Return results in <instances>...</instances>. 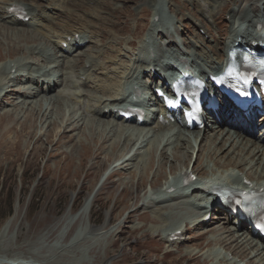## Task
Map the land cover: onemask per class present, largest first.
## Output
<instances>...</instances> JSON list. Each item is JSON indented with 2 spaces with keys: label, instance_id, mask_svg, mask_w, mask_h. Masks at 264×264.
<instances>
[{
  "label": "rangeland",
  "instance_id": "374dc122",
  "mask_svg": "<svg viewBox=\"0 0 264 264\" xmlns=\"http://www.w3.org/2000/svg\"><path fill=\"white\" fill-rule=\"evenodd\" d=\"M108 1L103 5L106 9L100 7L103 14L100 12L94 23L102 35L98 36L96 44L106 48L99 58L95 55L99 69L79 87L72 85L76 73L60 78V86L51 90L49 96L47 92L32 90L33 84L20 82L22 71L36 60L25 50L26 44H32L33 52L38 46L35 39L39 37L31 32L34 26L18 22L0 28V264L4 260L8 264H225L224 261L264 264V249L256 240L246 237V226L241 225L236 230L237 226L231 225L232 220H225L219 209L210 210L208 218L196 230L192 229L195 224L192 225L190 219L205 212L196 209L195 195L174 196L161 205L146 204L150 202L147 200L150 186L158 190L166 182L175 181L177 173L173 175L172 167L192 168L195 184L208 175L217 182L236 187L237 170L232 167L237 165L235 168H241L251 179L257 180L264 177L263 161L248 159L234 146L230 156L224 154L227 150L220 155L218 147L223 140L210 126L203 130L210 131L212 141L205 140L204 151H199L195 133L176 135L167 129L155 134L150 118L145 119L146 125L135 127L109 117L98 120L93 109L84 111L88 103L94 105L98 99L106 100L99 88L110 87L119 78L133 75L131 82L148 85L144 82L148 80L145 75L133 71L148 63L147 43L152 45L156 56L164 52L170 54L174 48L166 46L168 41L179 46L181 40L193 42L197 34L202 37L209 34L214 43L219 44L228 32L229 15L226 14L236 9L237 19L254 16L261 12L259 0H214L223 6L216 18L217 26L206 22L210 13L207 7L200 14L197 5L192 6L189 0H153L152 7L151 0ZM46 2L39 0L36 4L44 7ZM157 3L164 22L174 24L173 28L169 27L173 35L167 40L161 38V34L157 36L155 31L148 33L153 25L151 9ZM198 20L206 23L199 33L193 28ZM44 29L41 27V36L45 34ZM182 30L184 36L179 37ZM54 42L60 40L54 38ZM48 43L57 50L51 41ZM186 46L181 48L191 50ZM38 47L39 56L44 52L41 45ZM49 50L44 49L50 54ZM87 51L88 46L73 52V61L66 64L74 67L71 63L79 55V69ZM195 56L196 63L203 64L199 54ZM164 61L160 59L163 64ZM12 65H18L13 76L15 79L20 73L17 81L9 78ZM39 66L41 68L33 69L36 74L46 69V64L39 62ZM157 77L153 84L157 83ZM81 80L83 82L84 78ZM123 82L120 96L126 99L124 92L129 84ZM39 88L45 89L44 86ZM11 89L15 94H9ZM141 90L144 102L149 101L150 91ZM58 94H62L58 109L46 110V102ZM72 95L85 96L80 99L82 104L77 105ZM64 130L67 132L63 133ZM106 132L115 134L108 136ZM200 139L202 142L204 136ZM219 140L222 143L216 145ZM209 153L211 160L207 157ZM215 159L219 166L213 164ZM90 197L93 200L88 217L80 216L83 201ZM203 202L198 204L204 207ZM171 228H180L182 234L178 240L165 245L162 232ZM229 233L234 240L228 238ZM184 238L188 241L178 250L175 243L184 242Z\"/></svg>",
  "mask_w": 264,
  "mask_h": 264
},
{
  "label": "bare ground",
  "instance_id": "6f19581e",
  "mask_svg": "<svg viewBox=\"0 0 264 264\" xmlns=\"http://www.w3.org/2000/svg\"><path fill=\"white\" fill-rule=\"evenodd\" d=\"M39 2V0H0V28L5 29L3 25L7 26H13L11 24L14 23H22L26 24L17 17H15L11 12L10 8L13 6H20L23 9V12L25 13L26 16L29 17L28 20V26L31 27L33 25L34 27L32 28V33H34L39 39H35L37 43L35 45L40 46L41 49H43L44 53H41L38 56L37 49L40 50V47L35 46L34 52L32 50V44H26V52L31 56L32 58L36 59L33 62H31L32 66H27V69H24L22 71V75H20V82L21 83H30L33 84L34 87L32 90H35L36 92H51V90L54 91L55 88L59 87V79L60 78H66L67 76H76L75 81L72 83L74 87H79L82 85H85V82L90 80L88 78L90 74L94 72L95 69H99V65L95 63L96 57H100L102 49L104 48L103 45L96 44L98 36H102L101 34L98 33V25L94 24L97 23L96 19H99L97 15L101 12L100 7L102 6L103 9H106L105 5L106 1L108 0H47L46 6H38L36 2ZM114 1V0H111ZM109 2V1H108ZM175 2V1H174ZM171 2V3H174ZM153 0L149 3L152 7ZM189 3L194 6L195 4L197 5L196 7L198 8V13L202 14V11L204 10L205 7L210 10V13L208 15V19L206 20L207 23L211 22L215 26H217L216 18L223 9V6L219 3H216L214 0H204L202 3L198 0H189ZM258 3L260 4L261 12H256L254 16H243L241 19H237V14H236V9H231L232 11H229L226 15H229V20L227 24V36L226 39L217 44L214 43L212 40V37L209 36V34H205V36H200L196 35L194 38L193 42L187 43L184 40H181V44L179 46L174 45L173 42L168 41V44L166 46L172 47L174 49L171 50L170 54L169 52H164L162 56H156L154 48L150 43H147L145 45V51L146 54L149 57V61L146 64L144 68L137 67L133 71L145 75L148 80H145L144 82H148V85L145 87H141V84H135V82H131L129 79L132 78L133 75L126 76L125 78H119V81H114L110 87H106L105 89L103 87H100L99 93L106 97L107 99H98L94 105H88L84 108V111L91 110L93 109V115L96 116L95 118L98 120H101L102 118H112L113 120L120 122V123H130L131 125L135 126V119L131 118L130 121L123 122L121 119V114L124 110V105L123 103H127L126 99L121 98L120 95L123 94L122 90V83L121 81L124 80L123 84H129L126 86V89L130 88V97L132 99L133 94H135L137 91H140L142 88L146 90H150L152 84H153V78L156 77L157 75H160L161 73L165 72V64L160 62V59H169L172 61L171 64H176L174 61H180V60H185L187 64H191L190 66H195L199 68V77L200 80L205 81L209 80V76H215L217 72L221 71L227 62V55L228 51L230 49L235 48V46L238 47H251L256 49L258 46H264V35L259 36L261 31L264 32V0H259ZM36 4V5H34ZM176 5V2L174 3ZM149 5V6H150ZM154 6V5H153ZM169 6V5H168ZM110 7V5H109ZM171 7V4H170ZM150 8V7H149ZM151 9V8H150ZM88 10V12H86ZM111 10L114 11L113 8ZM217 10V11H215ZM253 10V9H250ZM105 11V10H104ZM215 11V12H214ZM112 12V11H111ZM102 13V12H101ZM178 13V12H176ZM175 13V14H176ZM103 14V13H102ZM179 14V13H178ZM180 15V14H179ZM184 15V14H183ZM103 17V16H102ZM110 17V15H109ZM150 18L153 19L152 22V27L151 30L148 33H151L155 31V34L158 36V34H161V38L168 39L169 36L173 35V33L170 32L171 29L169 27L173 28L174 24H166L164 20L162 19V11L157 3L152 9L150 13ZM105 19V18H104ZM107 20V19H106ZM105 20V21H106ZM181 20V19H180ZM197 20V19H196ZM102 22H104L102 20ZM182 22V20H181ZM108 23V22H107ZM193 23V22H192ZM195 25V26H194ZM258 26H262V29L260 31L257 30ZM40 27V28H39ZM41 27H44V35L41 36L40 32ZM183 27V25H182ZM204 27H206V23L202 22L201 20H198L193 24V28L196 30V32L199 33V30H203ZM185 28V27H183ZM16 29V28H15ZM162 31H158V30ZM184 30L181 31L179 34V37L184 36L183 33ZM28 32V31H26ZM79 34H78V33ZM8 34V33H7ZM71 34V35H68ZM168 36V37H167ZM23 37V36H22ZM54 38H57L60 40L59 43L54 42ZM112 38V37H111ZM4 39H6L4 37ZM42 39V40H41ZM23 40V39H22ZM147 40V36L145 38ZM42 41L46 42L44 44ZM52 42L54 45H56L57 50L53 47V45H50L48 42ZM8 42V41H7ZM12 42V41H11ZM109 42V41H108ZM113 42V41H112ZM11 44V43H10ZM65 44V45H64ZM112 44V43H111ZM98 45V46H97ZM128 46H131V44H126ZM189 45L191 47V50H186L187 46ZM220 45V46H219ZM86 46H88V51L86 52V60L82 63V66L78 69V58L80 57L79 55L76 56L74 59V62L71 63L72 66L67 65L68 61H73L74 55H72L73 52H78L84 49ZM90 46V47H89ZM186 49H182L181 47H185ZM52 47V48H51ZM44 49H50V54L46 53ZM99 49V50H98ZM16 50V49H15ZM20 50V49H19ZM98 50V53L96 54V51ZM109 50V49H108ZM114 50V49H110ZM117 50V49H116ZM18 51V50H17ZM21 51V50H20ZM41 52V51H40ZM39 52V53H40ZM17 54V53H16ZM195 54H199V56L203 59V64L199 65L196 63L197 57ZM72 55V56H71ZM76 55V53H75ZM153 55V56H152ZM83 56V58H85ZM152 56V59H151ZM94 60V61H93ZM200 60V59H198ZM113 61V60H112ZM202 61V60H200ZM21 62V60H19ZM39 62L46 64V69L49 70L47 71L45 68H43V71L41 70L38 74L35 73L36 70L33 69H38L41 68L39 66ZM65 63V64H64ZM23 64V63H21ZM169 65V67L171 66ZM25 65V64H24ZM22 65V66H24ZM17 66H11V76L10 81H17L16 79L18 78L17 73L15 76V79L13 78L14 73L17 70ZM57 66L58 69H57ZM87 66V67H86ZM63 68H65L64 72H62ZM73 70L72 73H67L69 70ZM5 69V68H4ZM61 70V71H59ZM119 70V68H118ZM47 71V72H46ZM120 71V70H119ZM118 73V72H117ZM120 75V73H118ZM117 74V76H118ZM164 74V73H163ZM124 75V74H123ZM150 77V78H149ZM81 78H84L83 82ZM13 79V80H12ZM136 79V78H134ZM63 82V81H62ZM117 84V85H116ZM44 86L45 89L42 90L39 87ZM133 92V94H131ZM75 93V92H74ZM126 92H124L125 94ZM9 94H15L14 89H11L9 91ZM50 94H48L49 96ZM62 94H58V96L50 97V100L46 102V110L49 108L51 109H58V101L59 98L62 97ZM127 94H125V98ZM3 96V95H2ZM5 96V95H4ZM4 96L2 98H4ZM68 97V96H67ZM71 99L75 101V103L78 105L81 103L80 99L84 98L85 96L83 95H72L70 96ZM1 98V99H2ZM69 99V98H68ZM109 103H108V102ZM93 103V102H91ZM79 104V105H80ZM122 110H117L119 106H121ZM116 108V109H115ZM115 109V111H113ZM176 112H173V116H176ZM146 117L148 115L145 114ZM161 116L162 119H165V115L163 113L161 114H154L151 125L153 126V132L152 133H164V131L168 128L167 125L160 124L158 122V118ZM230 118L229 125L226 127V124L224 123V118ZM212 125L217 129L218 136H220L221 140H223V144H221L218 147V152H220V155L225 151V155L230 156L229 153H231V148L234 146L236 147L237 150L244 152L246 157L248 159H253L258 162H264V143L260 144L258 142V137L259 135H254V130L251 126H248V128H243L238 129L236 128V125H238L237 122H235L232 117L231 113L229 110L222 109L220 112V121L221 123L214 122ZM248 122V121H247ZM258 122H261L259 120ZM70 125V124H69ZM116 125V124H115ZM143 125H145V122H143ZM216 125V126H215ZM245 123L240 126H244ZM109 126V127H108ZM224 126L226 127V131L223 130ZM108 129L111 128L110 125H107ZM107 127L105 129H107ZM116 128V127H115ZM250 128V129H249ZM110 131L112 129H109ZM223 131H225V134H223ZM67 132V130H64L63 133ZM201 131L195 132L196 134V144L199 146V151L203 150L205 147L204 141H209L211 138H209L210 131L208 130H203L202 134L200 133ZM106 134L109 136H113L115 133H108ZM105 134V135H106ZM177 135V134H176ZM227 136V139L224 140V136ZM204 136V140L201 142L200 137ZM217 136V133L214 135V137ZM116 137V136H115ZM129 137V136H128ZM119 138V137H118ZM257 138V140H256ZM127 139V138H126ZM183 139V137H182ZM215 139V138H213ZM149 141V140H148ZM212 141V139H211ZM128 142V140L126 141ZM144 142V141H143ZM201 142V144H200ZM220 140L217 141V144L222 143ZM125 143V142H124ZM129 143V142H128ZM178 143V142H177ZM225 143L228 145L226 146ZM126 144V143H125ZM182 145V144H181ZM161 146V145H160ZM190 146V145H189ZM242 147V148H241ZM234 152V151H233ZM215 153V152H214ZM210 160L212 159L211 153L207 156ZM176 159V156L174 157ZM213 164L215 166H219L220 163L217 162L215 159ZM264 165V163H263ZM237 166V165H236ZM236 166L232 167L233 169L237 170V186L236 187H244V188H264V177L254 180L251 179L245 171H243L241 168H235ZM228 169V168H225ZM170 171L176 176L175 183H171L170 181L166 182L164 186L160 189L152 188L150 186L149 190L150 193L148 194L147 200L150 202H147L146 204L149 205L150 203H156L155 205H161L162 202L168 200L169 198H172L174 196H186L188 193L190 195H195L194 202H197L196 209L197 210H204V214L201 216L197 213V215L193 216L190 221L195 226H192V229H197L198 226L202 222H204L206 216L208 215V210L209 206L216 207L215 201L213 200L212 195V187L213 185H222L225 187H235L232 186L228 183L224 182H214L215 179H212V177H209L208 175L203 176L204 180L200 182L199 184H195L196 182H191L188 184L186 188H182L179 186V184L183 183V180H185L187 174H188V168H183V169H177L176 167H172ZM198 172V171H197ZM196 172V173H197ZM191 173H192V168H191ZM212 174V173H211ZM215 174V173H214ZM109 176L107 174L104 178L103 181ZM215 176V175H213ZM217 181V180H215ZM248 186L244 183H248ZM178 183V184H177ZM207 196H211V199L208 201L206 198ZM91 199L87 198L83 204V207L80 211V216H85L88 217L90 208H91V203L93 200V197H90ZM201 201H205V206L201 207L200 203ZM144 203V202H143ZM204 203V202H203ZM212 211V209H211ZM224 214V219L227 220L228 222L231 221V225L238 223L239 226H241V223L236 219V218H230L228 217V212L226 210H221ZM162 212V211H160ZM228 214V215H227ZM68 214L64 218L67 217ZM158 219V218H157ZM159 220V219H158ZM197 227V228H196ZM180 228H171L170 230L167 229V232H162L163 234V239L164 244L168 245L169 240L171 238V235L174 234L176 231H179ZM186 232V229H185ZM251 233V227L247 228L246 237H249L250 239H253L250 235ZM182 234V233H181ZM252 234V233H251ZM254 235V234H252ZM256 241L260 243L261 249H264V243L261 242V239H259L256 235ZM185 237V236H184ZM229 239H233L234 237L232 234H228ZM184 242H178L176 247L180 248L182 247L187 241L185 238L183 239ZM255 240V239H253ZM227 242V241H226ZM237 242V241H236ZM234 243V242H233ZM231 243V244H233ZM238 243V242H237ZM219 245V244H218ZM239 245V244H238ZM221 246V245H220ZM229 246V245H228ZM223 247V246H222ZM226 251L231 252L228 250L226 247H224ZM232 254H235L231 252ZM188 254V253H187ZM236 255V254H235ZM239 257V256H238ZM242 259V258H241ZM243 260V259H242ZM4 264H8L6 260L3 261ZM2 263V264H3ZM223 263L226 264H233V263H228L224 261ZM248 263V262H247Z\"/></svg>",
  "mask_w": 264,
  "mask_h": 264
},
{
  "label": "snow or ice",
  "instance_id": "6c2138e0",
  "mask_svg": "<svg viewBox=\"0 0 264 264\" xmlns=\"http://www.w3.org/2000/svg\"><path fill=\"white\" fill-rule=\"evenodd\" d=\"M243 94V93H242ZM168 103H172V101H168Z\"/></svg>",
  "mask_w": 264,
  "mask_h": 264
},
{
  "label": "trees",
  "instance_id": "16d2710c",
  "mask_svg": "<svg viewBox=\"0 0 264 264\" xmlns=\"http://www.w3.org/2000/svg\"><path fill=\"white\" fill-rule=\"evenodd\" d=\"M9 216H10V215H9ZM9 216H8V217H9Z\"/></svg>",
  "mask_w": 264,
  "mask_h": 264
}]
</instances>
